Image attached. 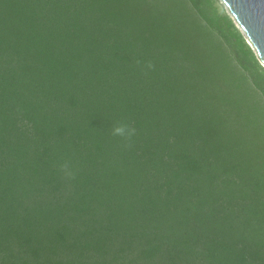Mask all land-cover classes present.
<instances>
[{
  "label": "trees",
  "instance_id": "trees-1",
  "mask_svg": "<svg viewBox=\"0 0 264 264\" xmlns=\"http://www.w3.org/2000/svg\"><path fill=\"white\" fill-rule=\"evenodd\" d=\"M189 1L0 0V264H264V66Z\"/></svg>",
  "mask_w": 264,
  "mask_h": 264
},
{
  "label": "water",
  "instance_id": "water-1",
  "mask_svg": "<svg viewBox=\"0 0 264 264\" xmlns=\"http://www.w3.org/2000/svg\"><path fill=\"white\" fill-rule=\"evenodd\" d=\"M264 66V0H222Z\"/></svg>",
  "mask_w": 264,
  "mask_h": 264
},
{
  "label": "rangeland",
  "instance_id": "rangeland-1",
  "mask_svg": "<svg viewBox=\"0 0 264 264\" xmlns=\"http://www.w3.org/2000/svg\"><path fill=\"white\" fill-rule=\"evenodd\" d=\"M182 3H181V10L180 11H183V14H185L184 16L182 15V17H183V19H186L187 20V22L189 23V27H192L193 26V28H195L196 29V26L198 25L195 21H193L194 19L193 18H196V19H198V20H200V21H202V19L199 17V15L197 14V12H196V10L194 9V7H193V5H192V3L189 1V0H180ZM217 2H218V4L220 5V6H222L223 7V9L225 10V12L227 13V14H229L231 17H232V15H231V13H230V11L228 10V7L223 3V1L222 0H217ZM188 13H190L189 15H188ZM190 17V19H188ZM233 18V17H232ZM235 21V20H234ZM203 22H205V21H203ZM236 23V22H235ZM237 25V24H236ZM214 35H215V37L218 39V40H220V38L218 37V35L214 32ZM212 37V36H211ZM205 42H204V50L208 53V54H210V60L212 61V62H214V60L216 59V47L214 46V39L213 38H206L205 40H204ZM210 53H209V52ZM228 51V50H227ZM212 53V54H211ZM256 54V53H255ZM208 59V58H207ZM261 97V96H260ZM262 98V97H261Z\"/></svg>",
  "mask_w": 264,
  "mask_h": 264
},
{
  "label": "clouds",
  "instance_id": "clouds-1",
  "mask_svg": "<svg viewBox=\"0 0 264 264\" xmlns=\"http://www.w3.org/2000/svg\"><path fill=\"white\" fill-rule=\"evenodd\" d=\"M134 130L126 127V126H119L114 129V134L117 136H130L132 135Z\"/></svg>",
  "mask_w": 264,
  "mask_h": 264
}]
</instances>
